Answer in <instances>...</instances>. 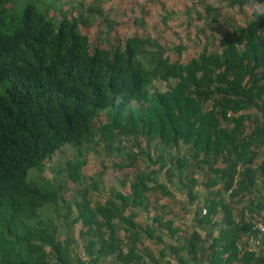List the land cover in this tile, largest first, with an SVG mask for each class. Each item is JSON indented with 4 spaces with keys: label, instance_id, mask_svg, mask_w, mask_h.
Masks as SVG:
<instances>
[{
    "label": "trees",
    "instance_id": "16d2710c",
    "mask_svg": "<svg viewBox=\"0 0 264 264\" xmlns=\"http://www.w3.org/2000/svg\"><path fill=\"white\" fill-rule=\"evenodd\" d=\"M108 1L0 0V264H264V0H190L176 43L142 7L123 13L146 35L114 42ZM255 4L243 24L225 17ZM99 146L150 169L93 204L101 173L81 170ZM64 147L65 181L83 183L72 203L42 175ZM157 192L184 228L147 214Z\"/></svg>",
    "mask_w": 264,
    "mask_h": 264
},
{
    "label": "rangeland",
    "instance_id": "374dc122",
    "mask_svg": "<svg viewBox=\"0 0 264 264\" xmlns=\"http://www.w3.org/2000/svg\"><path fill=\"white\" fill-rule=\"evenodd\" d=\"M190 0H113L108 1L106 3V8H111L112 11L109 15L110 20H115L116 24H114V31L112 33L114 42L117 39H125L134 35L144 37L146 32L142 28H136L132 21H130L125 12H127L131 16L139 17L141 14L139 13L140 8L142 7L144 10L149 11L150 15L147 17L148 29L150 33H158L161 39H165L169 43H176L179 40L185 42L183 29L185 25L182 23L183 21V10L184 6L189 3ZM213 3L216 0H210ZM113 2V6L110 4ZM161 6H164L166 11L174 12L167 23L164 25L160 18L163 17L164 13H160ZM165 11V14H166ZM262 11V8L259 4H255L251 7H245L243 11L225 9V17L228 22L232 21L236 24H243L247 18L252 17L253 13H259ZM124 12V13H123ZM195 24L201 26V23L196 21ZM97 23H93L92 26L87 27L83 30V33L90 36L91 38H95L98 34L99 27L96 26ZM150 25V26H149ZM156 29V31L154 30ZM152 30V31H151ZM191 34L194 33V29L191 27ZM212 44H214L212 42ZM216 44V43H215ZM213 49V47H211ZM199 51L200 48H197ZM187 53L189 56L195 55L196 51L193 52L192 49H188ZM177 56L175 54L172 55V59H176ZM125 143H129V141H125ZM74 153L71 147H64L58 152H56L51 162L46 166L42 175L49 177L55 184L61 183L63 185H67L69 188L65 191L64 197L72 203L73 200L79 199V196L74 197L76 193H78L79 188H82V184H78L77 186L69 185L66 179V173L61 168L64 166V163L70 159H73ZM84 159L86 161L85 166L82 168L81 173L86 177V182H91V177L98 178L100 174L101 182L98 183L97 190L89 189V198L94 202L103 203L105 198L107 197L109 191L115 192L120 191L122 193L129 192V183L133 180L134 175L141 171H149V167L147 166L144 159L138 157L134 162L133 167L128 169L119 168L116 164H125L127 161L124 157L121 156H110L108 155L104 149L99 146L93 152H87L84 154ZM120 159L123 162H120ZM59 170V171H58ZM57 172H59L57 174ZM66 182V183H65ZM149 206L148 212L149 215L160 214L164 220H167L171 217H174V226H180L184 228L183 224L180 222V212L182 211L180 208V204H176V201H170L168 198L161 196L159 192L151 194L149 196ZM144 214L138 213V220L144 222L146 218ZM190 218L189 215H185V219L188 220ZM144 219V220H143ZM147 221V220H146ZM188 223V222H187ZM79 224V223H78ZM75 224L70 226L69 229L72 237L76 238V232L79 228V225ZM68 226H66L67 228ZM65 228V227H64ZM64 230V229H63ZM62 230V231H63ZM191 230V229H190ZM187 230L188 232H191ZM216 232H213V234ZM149 244L151 250L156 252L157 247L152 244Z\"/></svg>",
    "mask_w": 264,
    "mask_h": 264
},
{
    "label": "built area",
    "instance_id": "2783aa9c",
    "mask_svg": "<svg viewBox=\"0 0 264 264\" xmlns=\"http://www.w3.org/2000/svg\"><path fill=\"white\" fill-rule=\"evenodd\" d=\"M261 155H262V158L264 160V145L261 147ZM254 228L256 230H258L259 232H263L264 231V222L261 219L256 218Z\"/></svg>",
    "mask_w": 264,
    "mask_h": 264
}]
</instances>
